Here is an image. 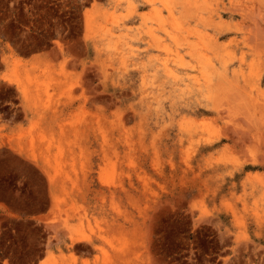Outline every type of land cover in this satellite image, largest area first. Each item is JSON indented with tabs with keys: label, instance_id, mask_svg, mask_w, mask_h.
Returning <instances> with one entry per match:
<instances>
[{
	"label": "rangeland",
	"instance_id": "rangeland-1",
	"mask_svg": "<svg viewBox=\"0 0 264 264\" xmlns=\"http://www.w3.org/2000/svg\"><path fill=\"white\" fill-rule=\"evenodd\" d=\"M0 172V264H264V0H0Z\"/></svg>",
	"mask_w": 264,
	"mask_h": 264
},
{
	"label": "crops",
	"instance_id": "crops-1",
	"mask_svg": "<svg viewBox=\"0 0 264 264\" xmlns=\"http://www.w3.org/2000/svg\"><path fill=\"white\" fill-rule=\"evenodd\" d=\"M9 155L16 157L19 162L26 167L31 169L36 167L28 157L19 154L18 152H9ZM1 176L2 173L0 172V214H6L19 219L25 218V220H31L34 222L44 221L48 216V210L31 214L27 210L17 208L15 203L20 205L25 204L27 196L21 194L19 191L11 189L5 182H3V178ZM46 188L49 194V186L47 185ZM46 260L47 256L45 255L44 257H41V259H39L35 264H44Z\"/></svg>",
	"mask_w": 264,
	"mask_h": 264
}]
</instances>
